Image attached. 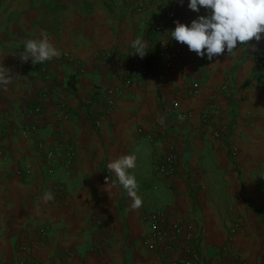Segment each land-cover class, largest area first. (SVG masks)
Instances as JSON below:
<instances>
[{
	"label": "crops",
	"instance_id": "obj_1",
	"mask_svg": "<svg viewBox=\"0 0 264 264\" xmlns=\"http://www.w3.org/2000/svg\"><path fill=\"white\" fill-rule=\"evenodd\" d=\"M158 1L0 0V64L11 71L10 82L0 88V147L5 151L0 158V264H20L28 256L44 264H167L168 258L147 249L142 239L132 242L133 252L125 254L118 208L127 192L107 164L126 154L137 157L129 171L138 183L147 175L140 173L139 162L149 170L152 162L154 172L143 179L152 188L149 201L164 206L170 219L198 226L201 264H264V219L251 207L264 209V190L239 179L226 155L229 145L210 136L216 126L199 120L201 109L213 103L212 120L223 121L226 102L238 85L248 94L251 110L262 115L264 73L256 75L253 63L257 49H264V33L237 65L241 77L204 78L213 60L202 59L171 37L181 47V70L161 71L159 76L149 72L124 85L121 56L103 55L125 51L138 37L148 44V22ZM134 2H141L142 9H132ZM42 30L60 54L30 65V59L22 61L19 55L23 42ZM64 54L81 62L84 72L76 73L74 65L60 59ZM234 57H240L239 51L226 55L217 67ZM71 75L73 88L67 82ZM222 82L228 84L227 91L219 86ZM191 83L197 84L194 91ZM105 86L115 90L108 96L112 105L102 93ZM174 100L188 116L172 114ZM259 129L264 144V118ZM146 132H154L155 139L147 140ZM169 144L178 163L175 173L166 176L156 170L155 158ZM57 146V174L51 176L43 154ZM69 149L73 156L66 170L62 163ZM25 165H30V175H17ZM45 192L54 199L45 201ZM198 199L204 203L195 205ZM40 224L49 226L46 238L37 232ZM108 242L115 244L109 248ZM181 253L179 246L169 255Z\"/></svg>",
	"mask_w": 264,
	"mask_h": 264
},
{
	"label": "built area",
	"instance_id": "obj_2",
	"mask_svg": "<svg viewBox=\"0 0 264 264\" xmlns=\"http://www.w3.org/2000/svg\"><path fill=\"white\" fill-rule=\"evenodd\" d=\"M180 0H159L156 4L153 17L148 22V29L150 34V40L147 44L145 51L147 53L140 57L138 54H131L135 50L131 45L125 50H113L103 55L106 58H120L122 61L120 64L119 76L122 79L124 85H130L133 82L140 81L146 74L161 71H180L182 67V60L180 57L181 47L180 45L173 43L170 37V31L174 29L177 21H181L182 13L179 9ZM132 9L141 10L143 4L141 2H134L131 4ZM66 64H72L76 68V73L82 74L84 72V66L69 54L60 56ZM30 65H34L31 61ZM150 64L152 67H150ZM256 75H260L264 72V49L258 54L255 62ZM197 87L196 83H191L190 88L194 91ZM223 91L229 89L228 84L221 86ZM114 88L111 86H105L102 89V93L107 97L106 102L108 105L113 104V100L108 97L114 93ZM62 107V105H60ZM63 107L60 108V114L63 113ZM35 110H40V105H35ZM172 114L179 117H186L188 114L183 112L179 106L178 101H172ZM203 117L206 118V112L203 113ZM143 132L142 129H140ZM211 134L214 137H220L224 139L230 138V127L227 125H221L215 127ZM145 138L149 141L155 139L156 134L154 132H146ZM35 140L34 143H36ZM40 147V144H37ZM60 147L57 146L52 149H48L43 154V160L46 166L47 174L56 176L57 169L53 165V161L56 159L60 152ZM5 154L4 149L0 147V158ZM65 160L62 165L64 169H68L73 152L69 149L65 154ZM177 153L172 144H169L161 150L155 158V168L163 175H173L177 169ZM31 173L30 165H25L22 169H17V175L29 176ZM147 231L143 235L142 243L149 250H157L162 253L167 259V264H201L202 255L197 247L196 239L200 235L199 228L192 221H182L179 219H170L162 209L153 210L146 216ZM38 234L46 238L49 233V226L46 224H40L37 228ZM182 249V253L176 257L169 254L177 247ZM26 248V245L23 246ZM20 264H44L39 259L28 256L22 259Z\"/></svg>",
	"mask_w": 264,
	"mask_h": 264
},
{
	"label": "clouds",
	"instance_id": "obj_3",
	"mask_svg": "<svg viewBox=\"0 0 264 264\" xmlns=\"http://www.w3.org/2000/svg\"><path fill=\"white\" fill-rule=\"evenodd\" d=\"M184 3V0H180ZM189 9L200 12L201 7L206 14L198 15L190 23L176 22L170 31V37L184 43L189 50L198 56H207L211 60L222 53H232L237 45H247L253 38L259 41L264 33V0H187ZM135 50L131 54L143 57L147 51V42L142 38L132 41ZM59 49L52 43L47 31H41L38 36L24 40L20 58L29 59L33 64L51 61L59 56ZM10 69L0 64V88H5L11 79ZM135 154L122 155L107 164L115 176L118 185L126 190L131 198L132 208L142 205V197L138 194V182L129 170L136 167ZM43 199H54L50 192H45Z\"/></svg>",
	"mask_w": 264,
	"mask_h": 264
},
{
	"label": "rangeland",
	"instance_id": "obj_4",
	"mask_svg": "<svg viewBox=\"0 0 264 264\" xmlns=\"http://www.w3.org/2000/svg\"><path fill=\"white\" fill-rule=\"evenodd\" d=\"M179 9L181 11V6L179 4ZM183 9L185 10L186 20L184 23H190L192 19L196 18L198 15L206 14V10L201 7L200 12L193 11L188 8L187 0H184ZM182 13V11H181ZM182 14V18H183ZM184 21V18L181 19ZM260 41V40H259ZM259 41L253 38L251 41L247 42V45H237V51H239L240 57L238 59H234L232 61H227L226 64H222L221 67H217L218 62L224 59V57L229 56V53L225 52L220 55L214 56L212 58L213 67H211V71L204 76V78H237L238 75L241 77L243 72L239 73L240 67L237 66L241 61L245 58V54L247 53L248 46L251 43L255 45L259 44ZM235 50V51H236ZM263 50L257 49V52L254 56V66L256 62V57ZM226 54V55H225ZM207 57V56H205ZM203 59V57H202ZM208 60V58L206 59ZM217 63V64H216ZM264 73V72H262ZM239 77V78H240ZM245 82L243 81L242 84ZM223 82L219 85L222 86ZM244 87L236 86L234 89L235 93L232 94L226 102V106L228 108L227 111L224 112L223 121L216 122L213 121V114L209 113V109L212 108L213 103H209L206 108L201 109L199 112V120L201 123L207 126H221L226 124L230 127V138L222 139L223 143H227L229 145V150L227 158L229 160V165L231 166V170L237 172L240 175L239 179L250 180L255 186L259 188V191L264 190L260 189V187H264V144H261L259 138L261 131L259 129L260 119L264 118V112L262 115L258 109L251 110L250 101L248 99V94L244 91ZM237 94V95H236ZM213 109V108H212ZM206 112L207 117H203V113ZM214 137L213 135H210ZM199 137H201L199 135ZM220 138V137H216ZM119 150V148H118ZM152 166V162H151ZM149 166L150 170L144 165L141 160L139 162L138 169H140V173L147 174L145 177H142L140 183H138V194L142 197L143 203L138 208H132V200L126 194L123 193V206H119L118 210L123 214V231H124V249L125 254H129V252H133L134 248H132V242H137L142 239V236L147 227L146 224V216L152 212L153 210L162 209L165 210L164 206H154L149 201V195L152 191L150 181L143 180L148 176V172L153 173V166ZM257 176V177H256ZM246 178V179H245ZM253 178V179H251ZM243 183V182H242ZM261 184V186H260ZM201 199L197 200V204L199 205L204 203V201L200 202ZM254 203V200H252ZM264 203V201H263ZM121 204V203H120ZM253 208H258L259 212L263 215L264 219V209H262L259 205H251ZM198 210H189L190 213L197 212ZM201 213V212H200ZM212 213V212H211ZM200 215V214H199ZM97 218V214H95ZM115 227V226H114ZM132 236V238H130ZM115 243H109L107 246L110 248ZM106 245V244H105ZM131 249V250H130Z\"/></svg>",
	"mask_w": 264,
	"mask_h": 264
},
{
	"label": "trees",
	"instance_id": "obj_5",
	"mask_svg": "<svg viewBox=\"0 0 264 264\" xmlns=\"http://www.w3.org/2000/svg\"><path fill=\"white\" fill-rule=\"evenodd\" d=\"M148 33H149V29H148ZM150 67H152V65L150 64ZM154 73V75H156V76H159L158 74V72L156 71V72H153ZM74 77V75H71L69 78H68V80H67V82L69 83V85H70V87L71 88H73V78Z\"/></svg>",
	"mask_w": 264,
	"mask_h": 264
}]
</instances>
